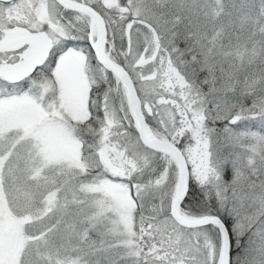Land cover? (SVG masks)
<instances>
[{"label":"snow or ice","instance_id":"obj_1","mask_svg":"<svg viewBox=\"0 0 264 264\" xmlns=\"http://www.w3.org/2000/svg\"><path fill=\"white\" fill-rule=\"evenodd\" d=\"M0 264H264V0H0Z\"/></svg>","mask_w":264,"mask_h":264}]
</instances>
